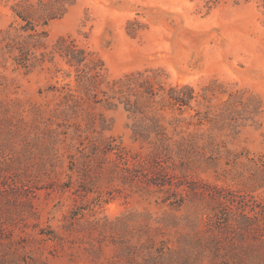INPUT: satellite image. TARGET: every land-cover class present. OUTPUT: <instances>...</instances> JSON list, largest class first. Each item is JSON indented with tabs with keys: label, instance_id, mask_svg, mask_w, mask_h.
I'll list each match as a JSON object with an SVG mask.
<instances>
[{
	"label": "rangeland",
	"instance_id": "1",
	"mask_svg": "<svg viewBox=\"0 0 264 264\" xmlns=\"http://www.w3.org/2000/svg\"><path fill=\"white\" fill-rule=\"evenodd\" d=\"M17 1L0 0V249L19 259L43 261L48 257L49 264H107L109 258L119 260L115 256L121 236L109 232L112 226L88 223V218H105L103 221L108 222L121 218L122 227L133 220L130 225L134 232L127 230L124 234L136 241L139 231L144 234L146 230L141 224L148 220L157 222L168 213L197 216L194 207L177 212L158 204L153 196H142L121 184L118 186L124 193L107 194L102 199L96 198L98 187L87 196L84 192L52 190L58 187L55 184L46 188L48 182L40 179L38 172L46 168L51 177L45 179L50 183L66 182L69 158L61 149L58 157H51L44 166L40 142L45 141L46 134L42 125L32 123L34 109L41 107L49 112L62 98L64 83L70 79L56 73L55 67L69 69V65L58 60L28 69L18 63V51L8 44L9 36L14 37L11 34H27L20 31L22 21L13 12ZM38 29H45L47 34L43 42L48 48L41 50L51 49L61 37L76 39L94 58L103 61L109 80L133 71L161 68L167 84H191L199 91L214 83L220 90L213 103L236 92L258 97L262 111L255 121L241 125L236 134L227 131V149L243 154L238 159L227 157L231 175L225 179L212 171H199L194 177L221 187L216 188L215 198L207 196L204 200L207 209L217 205L227 213L246 209L252 215L255 209L264 210V188L251 190L243 182L249 180L254 168L262 166L264 157V0H76L63 17ZM95 111L103 113L110 124L104 130L106 136H114L132 152L146 150L134 141V119L123 105L97 104ZM192 113L194 109L185 116ZM67 141L71 142V137ZM242 172L241 181L232 179ZM254 173L259 174V170ZM219 194L227 197L224 203L218 202ZM73 210L85 212L87 217L81 219L84 226L78 225L82 233L69 235L63 226ZM179 220L182 224L178 228L163 230L171 235L159 237L213 235L214 230L218 235H262L240 227L217 230L211 220L196 223L194 229L188 221ZM53 229L69 242L57 246L52 239L45 240L41 233ZM9 242L13 243L10 248ZM246 243L252 242L247 239ZM95 250L101 251L98 259Z\"/></svg>",
	"mask_w": 264,
	"mask_h": 264
},
{
	"label": "trees",
	"instance_id": "2",
	"mask_svg": "<svg viewBox=\"0 0 264 264\" xmlns=\"http://www.w3.org/2000/svg\"><path fill=\"white\" fill-rule=\"evenodd\" d=\"M75 2L19 0L12 6L15 17L22 21L20 31L27 32L25 36H9V48L19 53L18 63L28 69L58 60L69 65V69L55 67L56 73L70 79L64 83L62 98L49 112L41 107L34 109L35 120L32 123L38 127L42 125V133L46 134L45 141L40 142L44 166L51 157H58L61 149L68 153L69 158L66 182L50 183L45 179L51 177L46 168L38 172L40 179L48 182L46 188L55 184L58 187L52 190L84 192L87 196L94 190L92 188L98 187L99 196L96 198L102 199L107 194L124 193L118 186L121 184L142 196H153L155 202L177 212L196 208L197 216H180L194 229H197L196 223L211 220L217 230L231 226L262 234L230 236L218 235L214 230L213 235H178L161 239L159 236L171 235L164 229L178 228L182 224L177 214L168 213L157 222H142L147 235L139 231L141 235L134 241L124 234L127 230L134 232L130 225L133 220L122 227L119 224L121 218L111 222L103 221L105 218H88V223L93 221L112 226L109 232L118 235L117 238L121 236L117 242L118 255L115 256L120 261L109 258L107 264H264V210L255 209L252 215L246 209L227 213L217 205L212 210L207 209L204 200L207 196L215 198L216 190L221 187L194 177L199 171H212L225 179L231 175L233 170L227 168V157L238 159L242 152L227 149V131L236 134L241 125L255 121V116L262 111V101L256 96H247L245 92H236L231 93L228 99L213 103L220 90L213 86L214 83L203 86L199 91L191 84H167L161 68L133 71L109 80L103 61L94 58L91 52L70 37H61L51 49L41 50L48 48L43 42L47 34L38 26L44 28L50 21L63 17ZM97 104L109 107L123 105L134 119V141H139L141 148L146 150L132 152L114 136H106L104 130H108L110 124L103 113L95 111ZM192 109L194 113L185 116ZM49 123L53 124L49 127ZM70 137L71 142H68ZM262 162L261 167L253 169L249 180L243 181L245 187L251 190L264 188V157ZM257 170L260 175L254 173ZM242 175L243 172L232 175V179L241 181ZM226 200L225 195L219 194L218 202ZM85 217V212L71 211L63 226L65 232L69 235L82 233V227L78 225H85L81 222ZM107 232L102 231V235ZM41 234L45 240L52 239L57 246L69 242L55 229ZM247 239L252 243H246ZM8 244L9 248L13 246L11 242ZM91 244L95 246L96 242ZM98 251H94L95 259L101 257V251ZM48 262V257L43 261L34 257L19 259L0 249V264Z\"/></svg>",
	"mask_w": 264,
	"mask_h": 264
}]
</instances>
